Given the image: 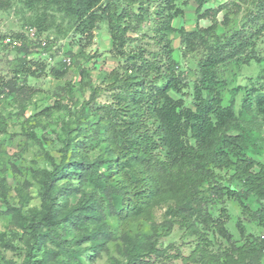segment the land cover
Wrapping results in <instances>:
<instances>
[{"label":"trees","instance_id":"trees-1","mask_svg":"<svg viewBox=\"0 0 264 264\" xmlns=\"http://www.w3.org/2000/svg\"><path fill=\"white\" fill-rule=\"evenodd\" d=\"M13 1L0 0V11ZM148 1L123 0L121 6V0H22L29 10H39L34 23L40 31L47 29L51 11L59 12L82 45L106 22L119 61L100 75V86L88 79V69H80L91 95L79 107L56 100L41 111L65 107L68 117L60 123V149L47 155L50 168L30 170L38 179V206L27 210L8 201L0 208V215L31 242L21 250L19 264H80L81 252L92 251L93 259L117 238L124 257L120 264H264V204L252 209L247 202L251 195L264 200V164L254 157L264 152V90L246 88L237 109L235 96L243 88L238 86L223 105L226 81L219 74L228 61L262 60L255 46L264 35V0H232L221 24L229 25L231 15L242 12L241 20L221 34L214 21L191 30L173 26V19L184 13L178 2L187 0H157L155 11ZM195 1L198 19L228 7L221 0L203 10L206 0ZM173 33L179 35L183 56L200 47L204 51L192 85L193 107L185 103L188 83L173 57ZM146 38L158 48L148 49ZM18 52L24 58L13 79H0L2 97L23 91L24 85L14 88L20 74L36 75L27 47ZM51 72L62 77L66 67ZM5 86H10L7 92ZM101 93L108 99L99 102ZM71 196L76 200L70 202ZM226 199L241 207L239 240L227 228V209L220 207L218 214L215 209ZM159 209L161 225L155 222ZM244 219L262 233H246ZM175 228L184 243L164 245L163 237ZM84 243L89 245L81 248ZM42 248L41 257L33 259V251Z\"/></svg>","mask_w":264,"mask_h":264},{"label":"rangeland","instance_id":"rangeland-1","mask_svg":"<svg viewBox=\"0 0 264 264\" xmlns=\"http://www.w3.org/2000/svg\"><path fill=\"white\" fill-rule=\"evenodd\" d=\"M228 7L223 8L215 17L208 16L198 19L196 13L197 3L195 0H187L186 4L178 2L183 7L184 13L173 19V26L184 27L186 30L208 27L211 23L217 22L218 32L221 34L229 29L238 26L242 12L232 14V21L229 25H222L224 14L230 9L232 0H225ZM120 3V2H119ZM212 0H206L202 9L212 10L216 7ZM124 6L123 0L120 3ZM151 11H155L158 1L147 2ZM120 6V7H121ZM137 5H135L136 7ZM39 10H29L22 0H14L7 10L0 11V35L4 38L0 40V79L8 81L14 77V69L22 62L24 56L18 52L19 47H27V59L34 64L35 76H24L20 74L14 88L24 85L20 94L15 91L13 95L2 97L0 94V208H5L8 201L13 204L22 203L25 209L38 206L40 201L38 179L30 172L31 168H50L47 158L48 153L56 155L60 149L61 131L60 123L63 118L68 117L67 108H52L47 113H42V109L51 106L56 100L68 104L72 109L79 107L86 102L91 95V89L83 84L80 69L89 71L91 83L100 86V75L110 71L117 66L118 57L112 50L111 38L106 22H100L94 32L93 40L86 44L78 42V36L70 26L68 19L59 12H52L50 23L47 29L40 31L34 23L39 15ZM244 13V12H243ZM144 27L141 26V29ZM33 29L34 36L28 35V31ZM16 34L24 35L25 39L16 37ZM26 35V36H25ZM133 37L135 34H131ZM173 47V57L178 61V70H181L188 83L184 89L185 103L193 107L192 85L197 76L198 62L203 58L202 47L194 52H187L183 56V45L180 43L178 34H170ZM19 40L20 45L13 46V42ZM136 41L133 44H138ZM148 49L156 50L158 47L152 40L146 38L143 42ZM257 56L262 60L251 61L249 64H237L234 60L228 61L219 67V74L226 81V86L222 91L223 105H227L232 98V90L238 86L243 87L235 96L236 107L239 109L242 97L246 88L252 86L264 90V35L256 40L255 46ZM35 63H38L36 65ZM44 66L42 72L38 69ZM66 72L62 77L55 76L52 69H63ZM7 92L10 86H5ZM71 91L72 95H69ZM72 98L70 99V97ZM174 97L177 95L173 94ZM99 102L108 99L106 93L97 96ZM264 134V124H261ZM264 150V149H263ZM93 156V153H90ZM254 156V155H253ZM264 164V152L254 156ZM70 202L76 197L71 196ZM247 202L252 209L259 208L264 204V200H258L251 195ZM225 207L227 209V228L236 240L240 239L236 221L242 216L241 207L232 199H226L223 203L215 205V209ZM220 210L217 211V214ZM161 212L157 210L155 222L161 225ZM243 224L246 233L259 235L262 228L256 223L244 219ZM60 233V231H57ZM164 245L168 243L182 244V231L175 228L163 237ZM29 243L28 236L12 223L8 216L0 215V254L4 264H19L20 253ZM122 242L117 238L110 241L98 256L91 259L90 250L81 252L82 260L80 264H120L124 261L121 247ZM89 244L84 243L82 247ZM55 247L53 244H48ZM44 248L33 251V259L40 258ZM187 253L188 249L184 247ZM264 261V260H263Z\"/></svg>","mask_w":264,"mask_h":264},{"label":"built area","instance_id":"built-area-1","mask_svg":"<svg viewBox=\"0 0 264 264\" xmlns=\"http://www.w3.org/2000/svg\"><path fill=\"white\" fill-rule=\"evenodd\" d=\"M212 1H213V3H216V2H219L221 0H212ZM34 34H35V32L33 31V29H30L28 31V35L34 36ZM20 44H21V41H19V40H16L13 42V46L20 45Z\"/></svg>","mask_w":264,"mask_h":264},{"label":"clouds","instance_id":"clouds-1","mask_svg":"<svg viewBox=\"0 0 264 264\" xmlns=\"http://www.w3.org/2000/svg\"><path fill=\"white\" fill-rule=\"evenodd\" d=\"M215 5H217V4H215Z\"/></svg>","mask_w":264,"mask_h":264}]
</instances>
